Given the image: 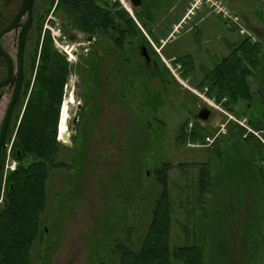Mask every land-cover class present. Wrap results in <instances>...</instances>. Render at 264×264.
Returning <instances> with one entry per match:
<instances>
[{"label":"rangeland","instance_id":"rangeland-1","mask_svg":"<svg viewBox=\"0 0 264 264\" xmlns=\"http://www.w3.org/2000/svg\"><path fill=\"white\" fill-rule=\"evenodd\" d=\"M49 1L34 0L33 3V19L23 54L22 90L31 77L30 58L36 44V21L48 9ZM118 1L133 18L134 11L140 10L141 6L134 8L130 0ZM149 1L141 0V5L147 6ZM23 2L0 0V32L14 21ZM161 3V8L154 12L153 25L155 35L160 38L159 45L145 34L159 61L150 51L149 60L143 50L127 64L109 42L88 40L69 28L64 32L62 20L52 12L43 23V33L47 31L51 39L48 28L60 30L61 41L75 51V57L70 63L66 91L64 86L62 121L59 115L61 129L59 122L57 128L59 133L60 130L67 132L70 137L68 142H62L58 137L64 145L58 161L67 163L68 167L54 168L49 173L45 185V210L39 218L45 233L30 249L31 264H100V261L110 264L111 260L114 264L116 258L105 259L104 254L99 253L103 248L111 252V246L106 243L108 239H115V243L127 241L137 249L154 201L162 191L156 176L163 163L168 168L170 248L202 243L205 264H254L252 258L259 245L264 214L260 175L246 168L250 177L243 180V170L225 168L231 176L227 184L224 183V165L213 150H218L223 160H234L237 144L226 136L219 138L215 145L206 138L205 144L178 140L181 125L186 121L190 125L193 115L196 116L202 107L211 111L208 119L201 122L212 133L228 118L203 104L192 93L191 90L197 89L193 75L183 78L181 65L177 71L176 63L171 59L191 55L195 66L193 78L199 81L202 78L199 66L213 68L217 60L228 54L229 43L250 35L264 46V23L259 19L262 5L259 0H161ZM26 18L25 13L20 25ZM164 29L167 33L161 34ZM19 38L20 27L1 38L2 48L13 61L14 76ZM53 45L57 49L54 41ZM93 51L101 60L97 63V85L90 71V65L94 63ZM111 68L115 70L112 78L108 77ZM7 71V64L0 56V81L7 76ZM256 77H259L257 72ZM250 84L256 91L257 81L251 78ZM22 90L9 127L8 147L14 139L15 129L12 131V128L25 106ZM10 91L8 87L0 89V95H3L0 124ZM242 112L247 118L260 119L264 107L255 104ZM258 133L263 138L262 133ZM8 147L4 153L5 161ZM75 153L80 154L81 162L77 161ZM9 159L17 166L11 154ZM207 161L211 164L214 180L210 192L203 195L199 185L200 168ZM12 164L10 162L9 166ZM250 164L249 160L247 167ZM4 165L1 188L4 175L10 173H5ZM5 185L6 182L3 187ZM3 193H0V202ZM170 264L180 263L171 259Z\"/></svg>","mask_w":264,"mask_h":264},{"label":"trees","instance_id":"trees-1","mask_svg":"<svg viewBox=\"0 0 264 264\" xmlns=\"http://www.w3.org/2000/svg\"><path fill=\"white\" fill-rule=\"evenodd\" d=\"M161 5V0H150L147 6L142 3L140 10L134 11L133 18L118 0H50L48 9L36 21V44L30 58L31 77L25 82L22 90L25 106L19 120L16 119L17 125L15 122L12 128V131L15 129V134L11 156L17 162V166L5 180L3 203L0 209V264H31L30 249L34 241L45 233L39 218L45 210V185L49 173L54 168L68 167L67 163L58 161L64 145L58 140L57 128L59 115L62 121L61 104L71 65L66 56L55 49L50 34L47 31L43 33L42 27L46 17L52 12L55 17L60 18L64 32L69 28L83 34L88 40L94 38L98 42H109L127 64L131 63L138 51L143 52V49L149 60L152 55L159 61L147 36L159 45L160 38L155 35L153 25L154 12L161 8ZM259 19L263 22L261 12ZM165 33L167 32L164 29L161 34ZM227 47L228 54L217 60L213 68L199 66V71L202 73L199 81L193 78L195 66L191 55L177 56L174 58V63L181 65L183 78L192 74L197 89L207 88V95L210 98H214L225 110L233 112L242 119L246 117L242 109L247 110L255 105L250 79L257 81L259 92L264 88V46L260 41H253L251 36L244 35L241 40L229 43ZM92 53L95 56L90 71L92 80L94 79L97 85V63L101 60L96 57L94 51ZM114 71L111 68L108 77H115ZM165 71L167 72L166 69ZM256 72L259 77H256ZM93 81L89 80V83L94 84ZM192 119L190 125L188 121L181 125L178 140L181 143L205 144V138L212 136L213 133L208 131L204 123L195 115ZM248 123L255 131L261 132L264 130V115L260 119L249 117ZM188 125L191 127L187 131ZM59 127L61 129L60 122ZM226 128V138L235 141L238 151L241 150L239 141H242L251 163L262 159L264 146L256 137L247 135L244 140L245 129L233 122H228ZM262 135L264 139V133ZM10 136L11 134L8 136V141ZM213 152L217 158L222 159L225 184L231 176L226 173L225 168L243 170V180L249 179L250 176L245 171L247 163L236 162L235 158L233 161L228 158L223 160L218 150L214 149ZM75 154L77 161L81 162L80 154ZM167 170V165L164 163L157 169L156 177L162 191L154 201L149 223L139 237V247L133 249L129 242L115 243L112 248L113 257L116 258L114 264H170L171 259L180 264H205V247L202 243L170 248ZM213 180L211 164L207 161L200 168L201 194L210 192ZM259 180L264 198V175L260 174ZM252 260L254 264H264V214L259 245Z\"/></svg>","mask_w":264,"mask_h":264},{"label":"water","instance_id":"water-1","mask_svg":"<svg viewBox=\"0 0 264 264\" xmlns=\"http://www.w3.org/2000/svg\"><path fill=\"white\" fill-rule=\"evenodd\" d=\"M264 2V0H262ZM131 5L134 8H139L141 6V0H130ZM33 3L34 0H24L22 6L20 7L14 21L5 29H3L0 32V56L3 58V60L7 64L8 68V75L5 79H3L0 82V89L7 86L10 82L12 77L14 76V64L13 61L10 57V55L2 48L1 45V38L8 32L16 30L18 27H20V38H19V44H18V53H17V69L15 71V88H14V93L13 96L10 100V103L7 107L6 113L4 115V118L1 122L0 125V157H1V149L4 144L5 138H6V133H7V127L9 123V119L12 113L13 106L19 96L20 93V88L22 84V75H23V54H24V48H25V42H26V36L30 27V24L33 19V13H32V8H33ZM129 13V11L127 10ZM263 20H264V8H263ZM27 14V18L23 24L20 25V20L23 17L24 14ZM131 16L132 14L129 13ZM133 17V16H132ZM144 50V49H143ZM64 54V53H63ZM146 58H148L146 56ZM66 97V96H65ZM67 99V98H66ZM211 111L207 107H202L196 114V118L200 121H206L208 117L210 116ZM58 137L59 139L65 142L69 141V134L67 132L64 133H59L58 132ZM58 139V140H59Z\"/></svg>","mask_w":264,"mask_h":264},{"label":"flooded vegetation","instance_id":"flooded-vegetation-1","mask_svg":"<svg viewBox=\"0 0 264 264\" xmlns=\"http://www.w3.org/2000/svg\"><path fill=\"white\" fill-rule=\"evenodd\" d=\"M260 3H261V13L263 14V8H264V2L262 0H259ZM263 23H264V20H263ZM90 44V42L88 43V45ZM8 70V68H7ZM7 75H8V71H7ZM7 77V76H6ZM4 77V79L6 78ZM2 81V80H1ZM0 81V82H1ZM5 87H8L11 91V95H10V98H9V101L7 103V106L9 105L10 103V100L13 96V93H14V88H15V76L12 77L11 79V82L5 86ZM3 87V88H5ZM22 87H23V77H22V84H21V88H20V93H21V90H22ZM1 88V89H3ZM253 91V90H252ZM258 90L256 91H253V94H254V99L256 100L255 104H257L259 107H264V88L260 91V92H257ZM20 93H19V96L13 106V109H12V113H11V116H10V119H9V123H8V127H7V133H6V138H5V141H4V144L2 146V149H1V157H0V186H1V181H2V172H3V165H4V153L6 154V148L8 147V142H7V139H8V136H9V127H10V123H11V119L13 117V114H14V111H15V107L18 103V101L20 100ZM3 97V95L1 94L0 95V101H1V98ZM7 110V108H6ZM214 110V109H213ZM216 111V110H215ZM226 112L230 115H233L235 117V114L229 110H226ZM6 113V111H5ZM5 115V114H4ZM237 116V115H236ZM261 117V116H260ZM4 118V116H3ZM2 118V120H3ZM237 119V117H235ZM245 120L247 122V124L249 125L248 121H249V118L245 117ZM2 122V121H1ZM229 122V121H228ZM227 121L225 122V124L228 123ZM1 125V124H0ZM223 125V122L221 124H219L218 126V129L216 131H214L215 133H213V141L212 143H214V145L219 142L218 139L219 138H223L224 136H226V133H227V130L225 132H222L221 131V126ZM250 126V125H249ZM226 127V126H225ZM260 132V131H259ZM261 133L263 134L264 133V130L261 131ZM247 137H243V139L245 140ZM240 144H241V150L240 152L238 150L235 151L234 153V158L236 159V162H240V163H249V156H248V153L244 151V149H246V147L242 144V141H239ZM12 148V144L10 145V150ZM10 154H11V151H10ZM261 158L260 160H257V161H253L250 165H248L247 169H250L251 171H255L257 172L259 175L262 174L264 175V152L261 153ZM248 171V170H247ZM250 172V171H248ZM5 180H6V177H5ZM5 180L3 181V184L5 182ZM3 184H2V188L0 187V193L2 194L3 193V190L5 189V187H3ZM1 189H2V192H1ZM4 195V194H3ZM2 199V198H1ZM3 203V199L1 200L0 204ZM116 236V235H115ZM114 238V235L112 236ZM115 239H108L106 241V243H109V245L111 246V248H114V242ZM108 241H111V242H108ZM127 242V241H126ZM107 247V246H105ZM107 249V248H106ZM105 248L101 249V251L99 253H101L102 255L104 254V257L105 259H109L111 258L110 256H113L112 254V250L111 252L110 251H107ZM110 252V253H109ZM100 258V257H99ZM114 258V257H113ZM100 264H103V261H100ZM110 264H113V261L111 260L110 261Z\"/></svg>","mask_w":264,"mask_h":264},{"label":"built area","instance_id":"built-area-1","mask_svg":"<svg viewBox=\"0 0 264 264\" xmlns=\"http://www.w3.org/2000/svg\"><path fill=\"white\" fill-rule=\"evenodd\" d=\"M219 12H220V8H219ZM230 20H232V17H229ZM236 19V17H235ZM49 31L51 32V36H52V39L54 41V44L56 46V48L61 52V53H64L66 55V58L68 60L69 63H72L73 61V58L75 57V51H72V49H69L66 44H64V42L61 41V33H60V30L59 29H52V28H48ZM254 41V39H252ZM65 45V46H63ZM172 61H174V58L171 59ZM163 62H165L166 64V61L163 60ZM176 69L177 71H180V65L179 64H176ZM170 71L172 72L173 76L177 79V80H180V78H178V76L176 75V73L173 71V69L169 68ZM175 69V70H176ZM67 89V85L65 86V91ZM192 93L198 97L199 99H201L202 103L203 104H206V106H209L211 108H214V110L220 112L221 114L225 115L228 120L227 122L229 121H233L235 122L236 124H238L240 127H242L243 129H245V134L243 135V137H246L247 135H253V136H256L260 142L264 145V140L263 138H261L259 136V133L258 131H254L253 128H250L248 126V124H246V120L245 118L244 119H236L234 117H232L230 114H228L222 107H221V104L220 103H217L215 101L214 98H210L208 95H207V88H204L203 90H198V89H195V90H191ZM225 126L226 124L224 123L222 126H221V131L222 132H225ZM206 141L208 142H212L213 141V136H208L206 137ZM11 145V143H10ZM10 146L8 147V153H7V159L5 161V165H4V168H5V173H8V172H11L14 170L15 168V162L14 161H10L9 159V156H10ZM10 162H12V167L9 166ZM6 175H4L3 178H5Z\"/></svg>","mask_w":264,"mask_h":264},{"label":"bare ground","instance_id":"bare-ground-1","mask_svg":"<svg viewBox=\"0 0 264 264\" xmlns=\"http://www.w3.org/2000/svg\"><path fill=\"white\" fill-rule=\"evenodd\" d=\"M63 116V115H62Z\"/></svg>","mask_w":264,"mask_h":264}]
</instances>
